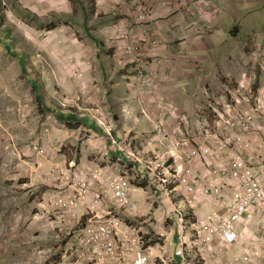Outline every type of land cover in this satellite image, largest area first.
I'll use <instances>...</instances> for the list:
<instances>
[{
    "label": "rangeland",
    "instance_id": "obj_1",
    "mask_svg": "<svg viewBox=\"0 0 264 264\" xmlns=\"http://www.w3.org/2000/svg\"><path fill=\"white\" fill-rule=\"evenodd\" d=\"M114 1L115 14L101 0H84L94 3L95 17H83L77 5L69 19L39 15L26 7L31 0H0V264H94L74 235L92 217L87 207L104 185L94 179L99 172L142 187L163 212L162 180L186 164L193 138L211 148L218 139L228 156L243 158L252 156L250 143L264 164V0H237L235 12L242 14L236 16L227 3L218 4L220 39L205 49L187 32L182 13L202 0H166L174 20L165 40L151 46L142 31L166 16L145 4V21L132 24L125 0ZM89 31L100 34L105 47ZM246 117L251 128L243 127ZM118 150L124 158L115 156ZM197 162L204 164L184 168L209 180L210 173L195 170L208 167ZM71 202L79 204L73 211ZM115 213L156 234L149 217ZM251 223L260 230L249 233ZM251 223L239 226L241 239L232 248L251 261L236 256L237 264L264 261L255 256L264 251V226ZM168 224L171 229L173 221Z\"/></svg>",
    "mask_w": 264,
    "mask_h": 264
},
{
    "label": "built area",
    "instance_id": "obj_2",
    "mask_svg": "<svg viewBox=\"0 0 264 264\" xmlns=\"http://www.w3.org/2000/svg\"><path fill=\"white\" fill-rule=\"evenodd\" d=\"M149 8L147 6L141 10L142 19L147 17ZM251 120L246 117L243 127L251 128ZM197 137L208 140L204 135ZM193 141L196 147L190 150L185 165L196 160L204 161L208 167L204 170H208L210 179L202 175L194 183L196 172L184 168V165L178 166L172 178L162 180L161 185L162 196L170 202L164 215L176 226L177 245L163 232L153 236L144 234L140 227L128 224L119 213H115V210H123L134 216L140 209L132 198V185L126 177L116 175L105 180L103 172L94 176L104 185L87 207L88 213L92 215L90 221L74 235L76 244L82 246L84 253L92 256L94 264H195V259L199 260V257L207 262V257L200 254L201 246L209 245L214 250L225 252L239 244L240 225L256 219L264 226V164L252 156L243 158L238 152V156L234 153L228 159H219L222 165L218 166L215 160L225 150L220 141H213L215 148L199 145L195 138ZM250 146L247 143L246 149ZM152 172L155 174V170ZM156 177L159 179L158 173ZM231 185L234 188H230ZM179 188L181 190L177 192ZM175 192L181 193L184 200L174 202L171 197ZM209 198H213L222 210L204 217L196 215L193 220H189L190 214L195 215L199 202ZM78 205L77 202H71L70 210L73 211ZM72 216L75 218L76 214ZM239 259L251 261L247 252ZM237 260L233 258L230 264H237Z\"/></svg>",
    "mask_w": 264,
    "mask_h": 264
},
{
    "label": "crops",
    "instance_id": "obj_3",
    "mask_svg": "<svg viewBox=\"0 0 264 264\" xmlns=\"http://www.w3.org/2000/svg\"><path fill=\"white\" fill-rule=\"evenodd\" d=\"M84 0H31V3H28L29 9L33 8L35 9V12H39V15L41 16H49V14L52 13H57L56 15H59V17H65L64 15L67 16V18H71L74 19L76 16V6L79 5L82 9L83 12V17H88V13L90 12L94 17L97 14L95 12L94 9V3L93 2H88L90 3L88 7L87 3L83 2ZM103 1L105 4V6H103L102 8H108L110 7V9L108 10L109 12H112L115 14V9L117 7L113 6V4L117 3L114 0H101ZM161 1H163V3L161 4ZM194 0H186L187 3H191ZM205 1H209L211 2V5L209 2H205ZM219 2H215V0H202V5H191V6H196L197 7H189L187 8V10H182V13H184L185 21H186V25H183L186 27L187 32H191L194 37L193 39H195L194 42L198 43L200 40L204 41V45L201 46L202 48H210L213 47L214 45H216V41L215 39H220L219 33L222 30V26H220V24L218 23V21L216 20V17L218 16V8L217 5L220 3H227L233 12V16L240 15L242 14V11H236V1L237 0H218ZM125 2L127 4L124 3L123 5V10L127 12V14L130 17H134L132 19V24L134 22L140 23L141 21H145L144 19H140L139 17V10H142L143 7H145V4H150L151 6H154L155 11L160 13V15L162 17H165L162 22V24L160 25L159 23H152L149 25V27L146 29L144 28V30L142 31V33L148 38L149 41H152L151 43H149V45L151 46L152 44H156V43H162L163 40H165V37L168 36L169 30L168 28L171 26L174 18L172 19L170 16L171 14V10L168 11L167 9H165L166 6V0H144L143 2H136L135 0H125ZM250 2V1H249ZM22 3V2H21ZM102 3V4H104ZM245 3V2H244ZM33 5V6H32ZM188 5V4H187ZM131 7V8H129ZM90 8V9H89ZM43 12H41V11ZM188 10H190L191 14L188 13ZM41 12V13H40ZM136 14V16H134ZM137 16L139 17V20L137 18ZM116 16H114V19ZM72 21V20H71ZM115 22V21H113ZM120 22V21H119ZM119 22H116L114 25H118ZM83 24V23H82ZM87 28H88V24H84ZM129 27V26H127ZM176 27V26H175ZM130 29V28H128ZM149 29V30H148ZM177 27L176 30L174 29V27L172 28V33H177ZM197 31L198 34L195 35V32ZM89 34H91V39L92 41L96 40V42L100 43V46L105 47V42H102L101 40H99V36L100 34H96L92 31H89ZM155 35L156 38L153 36ZM163 38H161V36ZM171 35V34H170ZM173 35V34H172ZM162 40V41H161ZM146 42V40H144ZM224 41V39H222V42ZM227 40H225L226 42ZM155 42V43H154ZM221 41L218 42V46L215 47H220L222 46ZM229 42V41H228ZM172 44V41H171ZM191 69L194 68H190ZM188 96V95H187ZM108 140V139H107ZM263 147V146H262ZM249 150L252 155V158H257L256 156H254L252 154V150H254V147H250ZM227 150H224V152H221L219 154V157L215 160L218 163V166H220L219 164L222 162L219 160L221 158L223 159H228V157L230 158V156L227 155ZM114 155V153H112ZM118 158L123 157V153L120 152V150L116 151V155ZM120 160V159H119ZM200 162L195 163L194 166H200ZM216 164V163H215ZM204 165V164H203ZM193 166V167H194ZM205 166V165H204ZM201 167V166H200ZM202 168V167H201ZM195 170L202 172V170H204V168L200 169V168H196ZM212 171V170H211ZM196 172V171H195ZM203 173H208V170H204ZM197 176L194 178L195 182L200 180V174L198 172H196ZM233 184V183H232ZM131 195L134 201H136L139 204V212L134 215L133 217H137L139 215V218L141 217H146L149 219L146 221L147 222H152L153 221V225H154V230L152 231L153 233H158V232H163L166 235H168L174 242L175 245H177L178 243V239L176 237V226L173 223V226H171V229H168V220L164 219V211L166 209L163 210V212L161 211L160 208L154 209V201H153V197L154 195L150 194L149 192H145L143 191L142 187H135V189H133L132 187V191H131ZM213 198H209V199H203L201 202H199V207L198 209H196L195 212V216L197 215L198 217H204L207 214L214 212V211H219L222 210V207H220L217 202L215 200H212ZM167 202V206H169L168 201ZM167 208V207H166ZM254 220H251L249 222V224ZM136 221V220H135ZM256 230H260V229H256ZM255 230V223H251V226L249 228H247V231L250 233L251 231L256 232ZM151 231L150 233L153 234ZM146 233H149L148 230ZM147 235V234H146ZM218 243V242H217ZM216 243V244H217ZM201 251L200 254L202 257H207L206 259L208 260L207 262L202 260L199 257L198 260V264H230L232 263L233 258H237L236 256H242L245 252L242 251V254H236V249H231L225 252H220L219 250H214V248H211V246H201ZM262 253V255H261ZM197 256V255H193ZM255 256H261L264 257V251L260 250L257 251V253L255 254ZM262 260V261H261ZM260 261L255 262L254 264H264L263 258ZM238 264H241L238 262Z\"/></svg>",
    "mask_w": 264,
    "mask_h": 264
},
{
    "label": "trees",
    "instance_id": "obj_4",
    "mask_svg": "<svg viewBox=\"0 0 264 264\" xmlns=\"http://www.w3.org/2000/svg\"><path fill=\"white\" fill-rule=\"evenodd\" d=\"M1 15V14H0ZM2 17V16H1ZM2 20H3V18H2ZM34 90L36 91L37 90V88L36 87H34ZM68 118H71V119H73V116H68ZM78 121H80V120H78Z\"/></svg>",
    "mask_w": 264,
    "mask_h": 264
},
{
    "label": "clouds",
    "instance_id": "obj_5",
    "mask_svg": "<svg viewBox=\"0 0 264 264\" xmlns=\"http://www.w3.org/2000/svg\"><path fill=\"white\" fill-rule=\"evenodd\" d=\"M237 29H238V28H237ZM234 34H235V33H234ZM110 136H111V135H110ZM248 157H249V156H248ZM248 157H247V158H248ZM132 166H134V164H132Z\"/></svg>",
    "mask_w": 264,
    "mask_h": 264
}]
</instances>
